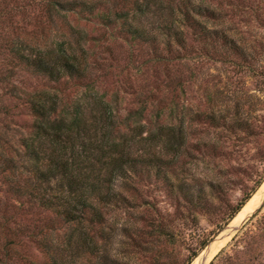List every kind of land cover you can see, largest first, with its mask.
<instances>
[{
	"label": "trees",
	"instance_id": "trees-1",
	"mask_svg": "<svg viewBox=\"0 0 264 264\" xmlns=\"http://www.w3.org/2000/svg\"><path fill=\"white\" fill-rule=\"evenodd\" d=\"M17 2L0 0V22L10 14V4ZM30 5L38 6L51 25L59 20L67 23L69 34H44L37 44L13 39V58L5 63L6 69L0 67V82L10 88L8 96L22 100L30 114L16 145L14 129L7 123L11 109L0 108V262L7 264L24 247L20 236L26 231L17 218L34 210L36 220L27 237L38 244L49 264H84L81 259L88 255L102 257L103 264H128L109 254L117 232L105 225L111 212L135 201L133 193H125L135 189L134 176H160L173 195L182 193L193 206L206 194L203 188L193 191L185 170H178L189 131L184 116L175 114L179 103L168 100L170 84L166 82L164 88L155 84L141 107L124 117L117 99L112 101L92 85L70 101L49 90L24 91L13 80V68L22 65L53 81L86 78L87 33L79 20L93 15L104 27H119L131 43L148 45L151 53L145 62L154 67L214 61L218 56L229 61L234 53L244 63L252 56V45L239 37L232 18L245 14L249 5L247 0H33ZM261 74L264 79V69ZM176 86L182 84L172 89ZM151 106L156 111L143 122ZM208 118L221 126L216 136L223 134L227 115L213 110ZM215 137L205 145L218 146L220 138ZM130 230L126 225L121 228L124 248L128 238L136 236ZM239 232L231 249H222L210 264L217 260L218 264H264V202ZM25 259L38 264L30 255Z\"/></svg>",
	"mask_w": 264,
	"mask_h": 264
},
{
	"label": "rangeland",
	"instance_id": "rangeland-1",
	"mask_svg": "<svg viewBox=\"0 0 264 264\" xmlns=\"http://www.w3.org/2000/svg\"><path fill=\"white\" fill-rule=\"evenodd\" d=\"M32 1L18 0L17 4H10V14L0 22V67L4 69L5 63L13 58V39H27L37 44L44 34H69L67 23L59 20L51 25L38 6L30 5ZM247 3L248 11L234 16L232 26L237 29L239 37L248 39L252 45L249 62L243 63L241 57L234 53L229 61L218 56L214 61H194L166 69L154 67L145 62L151 53L148 45L131 43L119 27H104L99 17L93 15L82 19V22L79 20L87 33L85 48L90 72L86 78L53 81L32 73L22 65L13 68V80L24 91L49 90L60 94L64 101H70L87 92L92 85L94 90L107 93L112 101L117 99L115 104L124 117L141 107V101L155 84L161 88L166 82L170 84L169 93H166L168 100L174 98L179 103L175 114L184 116L189 131L187 150L177 162L178 170H185L191 189L203 188L205 197L200 201L194 200L193 206L182 193L173 195L167 181L160 176L153 173L134 176L132 184L135 189L125 193H133L135 201L132 206H121L111 212L105 225V229L110 230L112 226L117 232L112 239L114 250L107 251L111 256L128 264H191L226 229L264 183V79L261 74L264 69V0H247ZM241 63L248 66L241 67ZM179 83L183 89L177 86L176 90L172 89ZM9 91V86L0 82V108L4 105L11 109L7 123L14 129L11 134L17 145L19 133L30 122V114L22 100L8 96ZM182 107L185 108L183 113ZM149 109L143 115V122L156 111L155 106ZM213 110L228 117L223 134L218 133L217 136L221 126L208 118ZM212 137L220 138L218 146L214 147V143L205 145ZM171 176H174L172 172ZM249 195L250 198L230 219ZM263 202L264 198L252 215ZM28 212L17 218L26 232L36 220L35 211ZM250 217L245 218L239 227ZM125 225L136 234L134 238H128L126 248L121 245L126 238L121 232ZM26 232L20 236L24 247L15 251L7 264H30L25 259L26 255L34 257L38 264H49L38 244L28 240ZM238 233L235 230L232 238L218 251H229ZM1 241L0 238V249ZM215 255L206 264H210ZM81 262L103 264L104 260L88 255ZM219 262L217 260L215 264Z\"/></svg>",
	"mask_w": 264,
	"mask_h": 264
},
{
	"label": "bare ground",
	"instance_id": "bare-ground-1",
	"mask_svg": "<svg viewBox=\"0 0 264 264\" xmlns=\"http://www.w3.org/2000/svg\"><path fill=\"white\" fill-rule=\"evenodd\" d=\"M264 198V183L254 196L244 205L241 211L233 218L228 228L218 235L210 244L193 260L191 264H204L218 253L233 236L235 228L240 225L258 207ZM244 223V222H243ZM236 234V233H235Z\"/></svg>",
	"mask_w": 264,
	"mask_h": 264
},
{
	"label": "water",
	"instance_id": "water-1",
	"mask_svg": "<svg viewBox=\"0 0 264 264\" xmlns=\"http://www.w3.org/2000/svg\"><path fill=\"white\" fill-rule=\"evenodd\" d=\"M250 216H252V213L250 214ZM243 224H244V223H243ZM229 225H230V224H229ZM229 225H228V226H229ZM228 226L226 227V229L228 228ZM242 226H243V225H242ZM242 226L239 227V225H238V226L235 228V230H236V231H239V230L241 229ZM226 229H225V230H226ZM225 230H223V231H225ZM223 231H222V232H223ZM211 242H212V241H211ZM209 244H210V243H209ZM209 244H208V245H209ZM219 252H220V251H219ZM219 252H218V253H219ZM218 253H217V254H218ZM215 256H216V255H215ZM204 264H206V263H204Z\"/></svg>",
	"mask_w": 264,
	"mask_h": 264
}]
</instances>
